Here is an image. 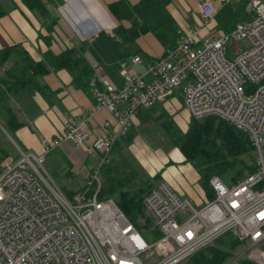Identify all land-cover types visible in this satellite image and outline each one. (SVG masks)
Returning <instances> with one entry per match:
<instances>
[{
    "label": "built area",
    "instance_id": "obj_1",
    "mask_svg": "<svg viewBox=\"0 0 264 264\" xmlns=\"http://www.w3.org/2000/svg\"><path fill=\"white\" fill-rule=\"evenodd\" d=\"M196 10L200 24L184 28L171 48L145 64L148 79L125 62L118 86L93 70L95 102L86 115L67 120L61 134L42 137L41 152L14 143L19 158L0 161V264H177L225 238L245 244V257L264 264V0H247V17L226 32L214 28L213 0H200ZM200 26L208 27L201 37ZM129 60L140 62L138 55ZM173 91L190 118L216 116L243 131L255 167L236 184L211 176V196L198 207L156 182L142 198L152 221L146 240L112 199L99 197V167L138 110ZM102 108L111 121L102 120L87 143L88 120ZM64 141L84 155L98 154L73 201L43 168L45 152Z\"/></svg>",
    "mask_w": 264,
    "mask_h": 264
},
{
    "label": "trees",
    "instance_id": "obj_2",
    "mask_svg": "<svg viewBox=\"0 0 264 264\" xmlns=\"http://www.w3.org/2000/svg\"><path fill=\"white\" fill-rule=\"evenodd\" d=\"M19 1L43 19L49 18L45 0ZM169 1L138 0L134 5L126 0L109 3L107 8L118 22L110 36L113 44L122 47L134 41L139 35L151 32L164 49L171 48L180 36L181 30L165 9ZM246 2V0H234L230 9L226 8V11L219 13L218 10L215 14L216 27L226 32L236 22L246 18ZM4 13L0 4V16ZM123 21L129 22V25H125ZM52 25L53 19H49L44 25L46 33L39 34L47 45L55 39ZM58 69L66 70L71 85L87 93L95 102L93 86L90 85L93 79V67L87 62L85 44L64 47L57 54L47 50L40 60L32 59L27 51L19 46L0 49V120L2 121L0 125L6 133L14 132L22 126L12 110L11 98L23 93L33 95L35 92H40L47 99L51 93L46 91L42 76ZM96 86L99 87L97 84ZM147 109L149 112L146 117H155L160 121L163 131L181 153L183 161L190 163L194 168L200 186L208 198L212 192L208 184L211 176L216 175L229 181L228 184H236L253 171L255 167L253 149L246 134L232 124L216 116L190 118L186 130L181 132L171 114H168L160 103H154ZM134 135L133 131H127L125 136L115 142L100 165L99 197L112 199L127 220L139 231L152 224V221H148V215L144 213L142 198L158 182L160 170L151 177L147 176L127 151ZM10 148L11 143L1 135L0 160L9 155ZM60 189L68 200H74L77 190H68L64 187ZM236 244L240 243L234 239L228 242L216 239L177 264H222L230 253L229 250ZM231 264L257 263L243 257Z\"/></svg>",
    "mask_w": 264,
    "mask_h": 264
},
{
    "label": "crops",
    "instance_id": "obj_3",
    "mask_svg": "<svg viewBox=\"0 0 264 264\" xmlns=\"http://www.w3.org/2000/svg\"><path fill=\"white\" fill-rule=\"evenodd\" d=\"M114 1L116 0H45L49 18L43 19L38 13L28 10L19 0H0L1 7L5 11L0 16V49L19 46L24 48L32 59L40 60L43 59V54L47 50L57 54L64 47L85 44L87 62L93 70L100 69L106 73L115 85H120L121 77L118 71L123 62L134 72L143 74L146 80L148 75L144 74L145 64L153 56L161 54L164 48L151 32L143 33L130 42L134 48L127 46L122 50L123 46L113 44L110 36L118 22L108 10L107 5ZM126 1L132 5L138 2V0ZM199 1L170 0L165 5L166 11L173 18L181 33L184 28H194L200 24V17L196 10ZM213 2L216 13L218 10L219 13L226 11V8L230 9L234 0L221 6L216 0ZM49 19H53L52 29L55 39L47 45L39 34L46 33L44 25ZM213 22L215 23L214 28L219 29L216 27L215 17ZM123 23L129 25L127 21ZM207 32L208 27L200 26V37ZM133 55L139 56V63L130 62L129 58ZM42 80L46 85V91L51 93L47 99L40 92H35L33 95L23 93L11 98L12 110L17 120L22 123V126L14 131L17 142L20 148L34 153L41 152L40 139L42 137L50 139L61 134L67 120H76L86 115L94 103L91 96L71 85L70 76L64 69L49 71L42 76ZM177 92L178 94L173 91L160 104L167 113L172 115L173 120L179 126L174 118V111H171L177 107L183 109L181 94ZM169 100H171V105L168 103ZM147 112V108H141L131 121L128 131H133L135 135L127 147L129 153L141 163L148 175H153L160 170L159 180L165 181L177 195L190 194L189 188L192 187L197 191H195L196 195L203 193L204 200L207 199L203 189L199 191L195 184H192L198 181V175L189 163L183 162V157L177 148L153 147L144 142L141 128L148 124H160L155 117L147 118ZM187 118L190 119L189 116ZM105 119L111 121V116L103 108L91 116L87 123V143L97 133L101 121ZM8 139L10 140L9 137ZM52 151L62 152L60 155L63 162H60V172H63V177H61L62 181L59 186L68 190L80 189L86 176V169L98 161V154L84 155L76 145L70 141H64L45 152L43 162H45V155ZM5 158L11 159L12 156L9 154L1 160ZM50 160L53 161V159ZM182 177L187 180L188 187H183ZM203 198L201 200L204 202ZM192 201L195 204L196 200Z\"/></svg>",
    "mask_w": 264,
    "mask_h": 264
},
{
    "label": "rangeland",
    "instance_id": "obj_4",
    "mask_svg": "<svg viewBox=\"0 0 264 264\" xmlns=\"http://www.w3.org/2000/svg\"><path fill=\"white\" fill-rule=\"evenodd\" d=\"M246 4H247V2H246ZM245 9H246V6H245ZM127 46H133V48H134V45L132 43H128V44H126L125 46L122 47V50L124 48H126ZM228 55H229V53H228ZM174 93L178 94L177 91H174ZM168 103L171 105L172 104L171 100H169ZM14 110H15V108H14ZM182 110L178 109V107H177L175 110H171V111H174V118H175V120L177 121V123L179 124L180 127L177 124L176 125L180 128L181 132H184L186 130V125H187V122H188L187 121L188 120V118H187L188 116H187L186 112L184 110L182 112ZM7 134H8V137L10 138L11 141L8 139ZM141 134H142L144 142H147L149 145H151L153 147H161V148H167V147H171V146L174 147L172 145V142L170 141L169 137L163 131V129H162L160 124H148V125L143 126L141 128ZM1 135L5 136L7 141L12 143L10 151H9V154L12 156L13 161H16L19 158V153L17 152V148H16L15 144L19 145V147H20V144L17 142V139L15 137L14 132L5 133V131L3 130V128L0 125V137H1ZM12 140L16 141V143L14 144V142ZM22 150H24V149L22 148ZM24 151H26V150H24ZM61 153L62 152L57 153L56 151H52V152H50V153L45 155V162H43L44 170L50 176V178L53 180V182H55L58 186H59V183H61V181H62L61 177H63V172H60V162H63V158L60 155ZM50 159H53V161H51ZM55 160L57 162H55ZM142 161L144 162V160H142ZM136 162L142 167L141 163L138 160H136ZM186 163H188V162H186ZM181 164H183V163H181ZM189 165L191 166L190 163H189ZM1 169H3V168L1 167ZM143 170H144V168H143ZM145 174L147 176L151 177V175H148L146 172H145ZM182 179L184 180L183 187H188L187 180L184 177H182ZM221 179L223 180V182L225 184H228L229 181H227V180H225L223 178H221ZM192 184H195L197 190L202 191L199 181L193 182ZM189 191H190V194L186 195V194L181 193V194H178V195L180 197H185V198H188V199L191 198L192 200L195 199L196 200L195 204L190 199L191 200V204L194 207L200 206L203 203V201L201 200V198L204 197L203 193H199L200 195H196L195 193L197 191L194 190L192 187L189 188ZM203 200H204V198H203ZM144 213H146L145 210H144ZM145 217H147L146 214H145ZM147 218H148V221H151V219L149 217H147ZM139 221H141V220H139ZM150 227L151 226H147L145 229H142V230L140 229L139 230L140 235L142 237H144L146 240H148V239L151 240V238H148V237L151 236V234L149 232ZM230 240H232V238L219 239V241H221V242H228ZM246 249H247V246L245 244H236L233 247V249L229 250L230 253L227 255L225 261L222 264H231L233 262L234 263L237 262V260L239 258H243V257L246 258L245 257Z\"/></svg>",
    "mask_w": 264,
    "mask_h": 264
}]
</instances>
